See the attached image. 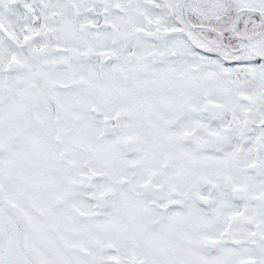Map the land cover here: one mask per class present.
Returning <instances> with one entry per match:
<instances>
[{"label": "snow or ice", "instance_id": "snow-or-ice-1", "mask_svg": "<svg viewBox=\"0 0 264 264\" xmlns=\"http://www.w3.org/2000/svg\"><path fill=\"white\" fill-rule=\"evenodd\" d=\"M0 264H264V0H0Z\"/></svg>", "mask_w": 264, "mask_h": 264}]
</instances>
